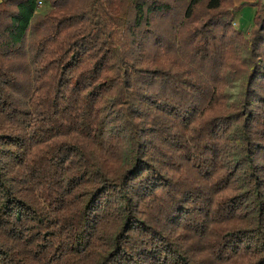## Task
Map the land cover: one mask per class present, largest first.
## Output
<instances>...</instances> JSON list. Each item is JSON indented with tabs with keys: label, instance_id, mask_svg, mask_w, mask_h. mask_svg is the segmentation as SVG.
<instances>
[{
	"label": "trees",
	"instance_id": "1",
	"mask_svg": "<svg viewBox=\"0 0 264 264\" xmlns=\"http://www.w3.org/2000/svg\"><path fill=\"white\" fill-rule=\"evenodd\" d=\"M41 2L0 3V264H264V0Z\"/></svg>",
	"mask_w": 264,
	"mask_h": 264
},
{
	"label": "crops",
	"instance_id": "2",
	"mask_svg": "<svg viewBox=\"0 0 264 264\" xmlns=\"http://www.w3.org/2000/svg\"><path fill=\"white\" fill-rule=\"evenodd\" d=\"M3 0H0V3ZM243 2L251 3L253 0H232V3L234 6H238ZM255 9L250 6L243 7L239 12L238 16L234 22V25L236 29L241 30L245 29L249 26V24L252 22L253 16H254Z\"/></svg>",
	"mask_w": 264,
	"mask_h": 264
},
{
	"label": "built area",
	"instance_id": "3",
	"mask_svg": "<svg viewBox=\"0 0 264 264\" xmlns=\"http://www.w3.org/2000/svg\"><path fill=\"white\" fill-rule=\"evenodd\" d=\"M36 3H37V8H39L42 5L41 0H36Z\"/></svg>",
	"mask_w": 264,
	"mask_h": 264
},
{
	"label": "rangeland",
	"instance_id": "4",
	"mask_svg": "<svg viewBox=\"0 0 264 264\" xmlns=\"http://www.w3.org/2000/svg\"><path fill=\"white\" fill-rule=\"evenodd\" d=\"M42 5L38 8L39 10L41 9Z\"/></svg>",
	"mask_w": 264,
	"mask_h": 264
}]
</instances>
